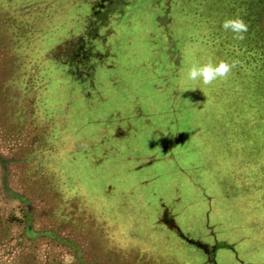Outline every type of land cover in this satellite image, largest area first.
Masks as SVG:
<instances>
[{
  "label": "rangeland",
  "instance_id": "374dc122",
  "mask_svg": "<svg viewBox=\"0 0 264 264\" xmlns=\"http://www.w3.org/2000/svg\"><path fill=\"white\" fill-rule=\"evenodd\" d=\"M208 58L236 67L188 81ZM216 240L264 264V0H0V264H204Z\"/></svg>",
  "mask_w": 264,
  "mask_h": 264
},
{
  "label": "clouds",
  "instance_id": "9594fccd",
  "mask_svg": "<svg viewBox=\"0 0 264 264\" xmlns=\"http://www.w3.org/2000/svg\"><path fill=\"white\" fill-rule=\"evenodd\" d=\"M220 27L225 32L232 33L233 38L239 41L246 38V33L249 30L248 24L239 14L223 19ZM235 67L236 61L234 60L208 58L205 62L191 65L187 72V80L196 85L211 86L217 80L227 79ZM191 90H195V88Z\"/></svg>",
  "mask_w": 264,
  "mask_h": 264
},
{
  "label": "flooded vegetation",
  "instance_id": "af4514ba",
  "mask_svg": "<svg viewBox=\"0 0 264 264\" xmlns=\"http://www.w3.org/2000/svg\"><path fill=\"white\" fill-rule=\"evenodd\" d=\"M195 244L202 248L203 254L205 255V264H217V250L218 246L221 244L216 240L213 244H206L204 242L195 241Z\"/></svg>",
  "mask_w": 264,
  "mask_h": 264
},
{
  "label": "crops",
  "instance_id": "0c3cea01",
  "mask_svg": "<svg viewBox=\"0 0 264 264\" xmlns=\"http://www.w3.org/2000/svg\"><path fill=\"white\" fill-rule=\"evenodd\" d=\"M164 214H167L166 212L164 213ZM168 215V214H167ZM174 221V219H171V221ZM175 222V221H174ZM177 228H178V226H177V224L175 225ZM172 228V227H171ZM181 236V235H180ZM193 244V247L195 248V249H197V251L199 250H201V248H198V246L196 245V244H194V243H192ZM197 246V247H196ZM202 251V250H201ZM203 253V252H202ZM205 255L203 256V263L205 264Z\"/></svg>",
  "mask_w": 264,
  "mask_h": 264
}]
</instances>
